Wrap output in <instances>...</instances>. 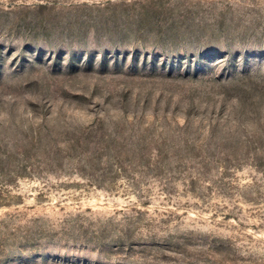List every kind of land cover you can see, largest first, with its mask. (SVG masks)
Masks as SVG:
<instances>
[{
  "label": "rangeland",
  "instance_id": "obj_1",
  "mask_svg": "<svg viewBox=\"0 0 264 264\" xmlns=\"http://www.w3.org/2000/svg\"><path fill=\"white\" fill-rule=\"evenodd\" d=\"M0 264H264V0H0Z\"/></svg>",
  "mask_w": 264,
  "mask_h": 264
}]
</instances>
